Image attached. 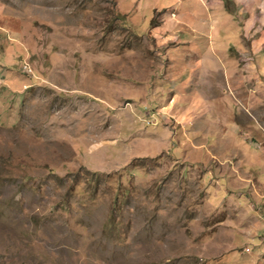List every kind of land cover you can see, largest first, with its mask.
Listing matches in <instances>:
<instances>
[{
  "label": "rangeland",
  "instance_id": "1",
  "mask_svg": "<svg viewBox=\"0 0 264 264\" xmlns=\"http://www.w3.org/2000/svg\"><path fill=\"white\" fill-rule=\"evenodd\" d=\"M261 55L264 0H0V264H264Z\"/></svg>",
  "mask_w": 264,
  "mask_h": 264
},
{
  "label": "crops",
  "instance_id": "2",
  "mask_svg": "<svg viewBox=\"0 0 264 264\" xmlns=\"http://www.w3.org/2000/svg\"><path fill=\"white\" fill-rule=\"evenodd\" d=\"M257 65L260 66L261 68V74H264V55H261L260 57L257 58ZM259 81H263L261 78Z\"/></svg>",
  "mask_w": 264,
  "mask_h": 264
}]
</instances>
